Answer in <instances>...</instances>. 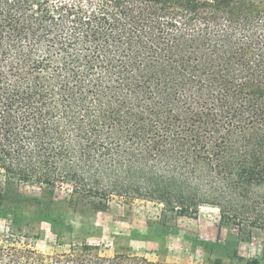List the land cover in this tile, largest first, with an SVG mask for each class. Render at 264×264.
Returning a JSON list of instances; mask_svg holds the SVG:
<instances>
[{
  "label": "trees",
  "instance_id": "1",
  "mask_svg": "<svg viewBox=\"0 0 264 264\" xmlns=\"http://www.w3.org/2000/svg\"><path fill=\"white\" fill-rule=\"evenodd\" d=\"M0 174L264 229V0H0ZM30 236H3L0 264H187Z\"/></svg>",
  "mask_w": 264,
  "mask_h": 264
},
{
  "label": "rangeland",
  "instance_id": "2",
  "mask_svg": "<svg viewBox=\"0 0 264 264\" xmlns=\"http://www.w3.org/2000/svg\"><path fill=\"white\" fill-rule=\"evenodd\" d=\"M160 207L142 199L114 198L100 210L87 201L70 202L62 189L51 194L34 185L10 183L0 174V240L10 231L38 234L26 240L46 253L59 251L60 244L88 242L107 254L123 248L151 260L187 264L203 263L207 257L226 260L236 249L240 256L264 264V229L243 238L231 227L218 229L214 206H201L191 216Z\"/></svg>",
  "mask_w": 264,
  "mask_h": 264
}]
</instances>
